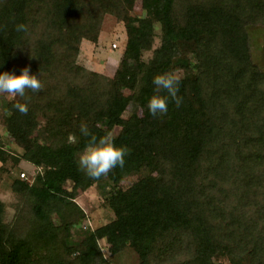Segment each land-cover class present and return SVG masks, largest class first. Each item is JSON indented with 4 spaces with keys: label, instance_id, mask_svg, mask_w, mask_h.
Listing matches in <instances>:
<instances>
[{
    "label": "trees",
    "instance_id": "1",
    "mask_svg": "<svg viewBox=\"0 0 264 264\" xmlns=\"http://www.w3.org/2000/svg\"><path fill=\"white\" fill-rule=\"evenodd\" d=\"M134 2L0 0V73L19 75L27 66L43 86L27 91L30 100L9 102L6 131L24 152L12 157L0 144V162L22 158L35 166L30 184L18 176L12 186L33 198L42 223L46 208L66 204L77 189L104 178L112 183L106 197L111 221L85 230L74 245L68 243L71 223L63 226V248L76 253L79 264H107L98 245L102 238L111 253L129 245L137 264H216L217 253L232 264H264V72L251 61L249 35L242 30L264 24V0H140L146 16L132 25L127 18ZM106 12L127 26L112 78L76 61L83 38L97 41ZM154 20L161 25V43L145 62L141 52L153 41ZM21 23L27 31L16 30ZM177 69L185 72L182 103L177 107L170 98L167 113L153 116L148 102L154 76ZM119 85L140 99V112L127 120L122 115L128 98L117 93ZM16 102L27 103V114ZM39 117L46 119L43 143L33 133ZM82 122L97 135L120 127L115 143L130 149L123 168L98 180L79 169L88 139L81 135ZM140 168L149 174L119 186ZM3 208L0 200V264H29L28 243L13 240Z\"/></svg>",
    "mask_w": 264,
    "mask_h": 264
},
{
    "label": "rangeland",
    "instance_id": "2",
    "mask_svg": "<svg viewBox=\"0 0 264 264\" xmlns=\"http://www.w3.org/2000/svg\"><path fill=\"white\" fill-rule=\"evenodd\" d=\"M146 12L141 7L140 0H135L129 10L128 22L135 25L137 18L145 17ZM127 26L124 21L118 20L113 14L106 12L101 19V26L97 41L93 42L83 38L80 42L79 53L76 61L85 68L98 72L108 78H112L117 67L120 65L121 55L127 40ZM154 38L149 48L141 52V60L148 61L152 58L154 50L161 43L162 30L158 21H153ZM242 30L249 35L250 59L259 70L264 72V24H246ZM112 43L117 44V48L112 47ZM190 65L194 72L198 71L195 56L188 54ZM179 76H184L182 69L174 70ZM117 93L128 98V105L123 113L124 120H127L134 112H140V99L134 96L132 90L119 85ZM18 97V96H17ZM17 97L12 98L9 94H0V144L3 145L9 154L16 158L24 152L23 145L14 139L7 131L4 118L9 115V102H13ZM46 119L38 118V124L33 129L34 135L39 142L46 141L44 126ZM120 127L116 126L112 132L116 135ZM79 158V155H78ZM37 169L24 159L15 161L8 159L4 164L0 162V200L3 203L2 220L7 226V231L13 240H24L29 252V264H79L76 253H69L64 250L63 226L65 222L70 224L71 236L69 244H76L82 240L85 230L95 229L114 218V212L108 205L106 197L112 183L106 178L99 182H94L84 190L77 189L74 198L66 204L53 203L46 208L42 223L36 216L33 206L35 201L23 190L13 188L12 182L20 172H25L30 184L33 181ZM149 171L140 168L129 172L119 182L123 189L131 186L136 181L147 176ZM155 174V173H154ZM72 183L67 181L65 187L70 189ZM48 213V214H47ZM49 222V223H48ZM100 250L103 249L102 257L107 264H137L139 261L137 253L129 245H126L117 253L109 252V244L104 238L98 240ZM30 249V250H29ZM29 250V251H28ZM106 257V258H105ZM216 264H232L224 255L217 253L213 256Z\"/></svg>",
    "mask_w": 264,
    "mask_h": 264
},
{
    "label": "clouds",
    "instance_id": "3",
    "mask_svg": "<svg viewBox=\"0 0 264 264\" xmlns=\"http://www.w3.org/2000/svg\"><path fill=\"white\" fill-rule=\"evenodd\" d=\"M17 31H27L24 24L16 25ZM154 91L149 98L148 109L153 116L157 114H166L168 111V101L171 98L179 107L183 98L178 95L180 77L175 72H166L157 74L153 79ZM42 83L35 74H30V68L24 67L22 72L17 75L13 70L0 73V94L7 93L12 98L17 96L30 100L26 95L28 90L39 92L42 89ZM14 107L21 113L27 114V103L16 102ZM81 135L87 137L85 147L79 154L78 165L89 178L98 180L115 167L123 168L125 156L130 149L123 145L115 143V134L109 130L102 135H97L90 131L86 123L80 125ZM71 140V137L69 138ZM103 254V249H101ZM106 258V257H105Z\"/></svg>",
    "mask_w": 264,
    "mask_h": 264
},
{
    "label": "built area",
    "instance_id": "4",
    "mask_svg": "<svg viewBox=\"0 0 264 264\" xmlns=\"http://www.w3.org/2000/svg\"><path fill=\"white\" fill-rule=\"evenodd\" d=\"M112 47L117 48V44H116V43H112ZM19 176H20L21 178H24V179H27V180H28V178H27L25 172H20Z\"/></svg>",
    "mask_w": 264,
    "mask_h": 264
}]
</instances>
